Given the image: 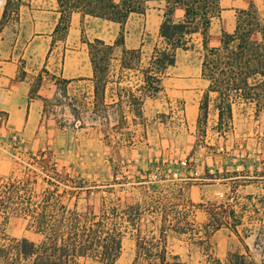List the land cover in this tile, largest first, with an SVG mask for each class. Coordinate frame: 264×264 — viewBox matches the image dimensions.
I'll use <instances>...</instances> for the list:
<instances>
[{
    "label": "rangeland",
    "instance_id": "obj_1",
    "mask_svg": "<svg viewBox=\"0 0 264 264\" xmlns=\"http://www.w3.org/2000/svg\"><path fill=\"white\" fill-rule=\"evenodd\" d=\"M39 1L32 0L31 9H20L19 24L14 21V14L9 13L0 27V60L15 62L21 71L20 78L28 77L36 92L42 81L46 93L49 91L42 114L45 123L38 124L34 137L10 131L5 123H0V177H25L36 167L29 164V155L39 159V154L43 153L44 162L55 164L59 174L83 183L84 189L65 197L64 203L94 215L99 214L103 204L123 206L143 202V185L153 182L157 191L166 194L175 184L187 181L185 196L195 205L190 208V218L196 226L206 219L204 208L199 204L228 202L238 213L243 211V228L251 230L252 236L243 243L225 228L216 231L210 238L212 256L222 260L227 253H244L247 245L251 259L261 264L264 249L256 250L253 242L257 232L264 228V115H257L253 105L239 103L234 106L232 122L218 126L217 112L213 108L216 95L210 94L206 122L198 129L199 106L208 82L200 76L199 39L196 37L193 38L194 50L178 51L176 64L162 79L160 90L148 95L142 88L145 82L141 71L148 67L153 48L161 47L162 42L158 27L151 26L145 15L132 16L121 31L116 24L90 18L82 20L74 13L65 40L50 44L45 56L46 43L36 37L32 40L34 34L42 35L44 31V26L34 19L42 16L30 13L41 7ZM249 4L263 7L264 0H221L223 13L220 22L215 21L210 31V46L218 45L220 29L233 30L236 12ZM119 33L124 35L126 49L141 47V57L131 61L133 71L121 72L118 62H109L106 103L112 106L106 112H102L101 107L94 111L92 78L76 76L83 64L89 67L87 47L82 42L101 39L113 44ZM116 53L119 54V50ZM64 64L65 76H62ZM39 74L42 76L40 84L36 81ZM72 74L75 78L67 80L64 98L58 95L54 78L66 79ZM128 91L136 98L146 94L141 107L142 118L134 116L137 106L131 105L133 99ZM36 96L37 93L30 98ZM118 96L121 103L113 104ZM69 104L79 112L82 123L73 117ZM154 161H162L166 167L154 168L151 165ZM207 175L214 179H205ZM137 177L148 183L137 184ZM188 178L192 180L188 182ZM40 184L38 180L36 188L41 187ZM63 187L61 185L60 189ZM155 218L158 216L154 214L142 216L150 222ZM241 229L239 232L243 235ZM4 232L12 239L39 242L42 238L30 227L28 218L16 215L8 218ZM132 234L131 230L124 232L121 253L115 264L132 262L135 250ZM168 235L170 254L177 255L186 264L205 263L204 253L186 236L176 237L170 232ZM84 264L98 263L88 259Z\"/></svg>",
    "mask_w": 264,
    "mask_h": 264
},
{
    "label": "trees",
    "instance_id": "obj_2",
    "mask_svg": "<svg viewBox=\"0 0 264 264\" xmlns=\"http://www.w3.org/2000/svg\"><path fill=\"white\" fill-rule=\"evenodd\" d=\"M55 2L59 20L52 33L54 38L51 45L56 40H65L74 13L79 14L82 20L90 18L116 24L122 31L132 16L143 17L148 9L161 5L164 13L158 37L162 46L153 48L148 67L141 71L146 86L142 88L147 94L160 90L162 79L176 64L177 52L194 50L193 38L196 37L199 39L200 76L208 82L199 106L200 115L196 123L198 129L206 122L210 94L216 95L213 108L217 112L218 126L232 122L234 106L239 103L253 105L257 115H264V6L249 4L238 10L233 30L228 32L220 29L218 45L210 46V31L215 21L220 22L223 11L221 0ZM31 3L32 0H7L0 27L8 19L9 13L14 14V21L19 24L20 9H31ZM176 8L183 11L182 18L177 22L172 18ZM37 36L39 34H34L32 40ZM82 43L87 47L92 68L91 106L94 111L101 107V111L106 112L112 106V103H106L109 62H118L121 72L133 71L131 61L140 60L141 47L126 49L122 33L118 34L113 44H107L101 39ZM118 50L119 54L116 53ZM42 72L47 74L45 70ZM54 80L58 95L66 98L69 81L59 77ZM36 81L40 84L41 74L37 75ZM139 91L142 92L141 89ZM128 92L133 99L131 105L137 106L133 110L134 116L142 118L141 107L146 94L136 98ZM36 93V90L30 89V96ZM114 102L119 105L121 97L118 96ZM69 107L76 121L82 123L78 118L79 112L72 108L74 105L69 104ZM39 157L29 155V164L36 167L25 177H0V264H84L88 259L98 264H115L121 253L123 234L128 230L133 233L135 241L134 257L130 264H186L168 251L169 232L176 237L186 236L193 246L204 253V264H255L247 245L244 246V253H227L222 260L212 256L210 238L216 231L225 228L242 243L252 233L250 229L243 228V211L238 213L228 202L199 204L204 208L206 219L196 226L190 218V208L195 205L185 196L184 185L188 184L187 181L181 185L175 184L166 194L157 191L153 182L149 186L143 185V202L123 206L118 203L103 204L99 214L94 215L91 212H80L76 206L69 207L64 203L65 197L74 196L84 189L83 183L59 174L55 164L44 162L43 153ZM151 165L154 168L165 166L162 161H154ZM149 175L147 173L146 178ZM155 176L158 178L160 175ZM207 176L205 179H214ZM38 180L41 187L36 188ZM191 180L188 178V182ZM136 182L148 183L140 177H137ZM61 185L64 186L62 189ZM145 213L154 214L158 218L151 222L143 220ZM11 215L28 218L30 227L42 237L41 240L33 242L27 238L8 237L4 232V224ZM239 228H242L243 235H240ZM253 246L256 250L264 249V228L254 236ZM261 264H264V257Z\"/></svg>",
    "mask_w": 264,
    "mask_h": 264
},
{
    "label": "crops",
    "instance_id": "obj_3",
    "mask_svg": "<svg viewBox=\"0 0 264 264\" xmlns=\"http://www.w3.org/2000/svg\"><path fill=\"white\" fill-rule=\"evenodd\" d=\"M6 2L7 0H0V21ZM39 4L41 7L30 11V13L42 16L41 18L34 17V19L36 23L44 26L42 35L37 36L36 39L46 43L44 46L46 56L50 49L52 33L59 20V13L55 0H40ZM163 13V7L158 5L148 9L145 16L151 26L159 28L163 20ZM222 13L223 11L221 15ZM182 15L183 11L176 8L172 18L177 22L182 18ZM176 16H178L177 19ZM90 66L89 60V67L83 64V68L77 70L79 73L76 76L92 78ZM65 68L64 64L62 76H65ZM20 73L21 71L15 62L0 60V123H5L6 128L10 131L19 132L25 137H34L38 124L45 123L42 121V114L46 108L44 100L48 98L49 91L46 93L47 89L44 90V81H42L37 96L30 98L32 84L28 77L20 78ZM71 78H75V76L73 74L68 75L65 80H73Z\"/></svg>",
    "mask_w": 264,
    "mask_h": 264
}]
</instances>
